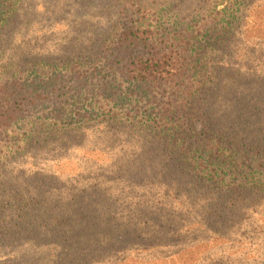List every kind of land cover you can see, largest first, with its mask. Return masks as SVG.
<instances>
[{"label": "rangeland", "instance_id": "obj_1", "mask_svg": "<svg viewBox=\"0 0 264 264\" xmlns=\"http://www.w3.org/2000/svg\"><path fill=\"white\" fill-rule=\"evenodd\" d=\"M136 1L18 0L0 27V84L18 80L25 93L32 89L28 85L33 82H45L52 73L60 76L64 68L70 71L82 65L83 74L89 67L103 68L100 77L113 79L121 100L115 104L116 97L97 89L92 93L91 86L80 89L73 78L63 89L66 98L49 97L35 107L20 106L24 110L20 122L0 130V239L33 242L61 236L62 232L50 226L60 223L64 210L77 204L78 221L81 207L95 201L109 206L115 218H122L119 224L130 220L128 225L143 233L153 220L149 215H162L159 231H164V237H158L155 243L161 245L159 240L164 239L165 246L120 264H264V206L259 205L256 214L248 213L241 221L228 224L223 238L207 240L202 223L195 224L201 221L198 212L193 211L185 222L178 217L177 205L185 197L167 195L166 189L157 184L123 185L127 175L114 169L140 153L135 145L145 137H164L177 125L186 129L185 117L178 119V113L165 110L160 95H150L145 90L135 92L106 64L123 23L118 6ZM143 1L170 6L177 29L200 33L197 39L204 42L210 40L208 28L215 23L210 15L214 17L229 7L227 0ZM233 10L239 9L235 6ZM240 11V24L207 55L208 62L217 65L214 76L222 73V80L217 76L215 81L211 74L214 83L236 84L233 70L242 58L252 68L264 63V0H247ZM220 59L228 65L224 67ZM58 83L63 85L65 79ZM235 96L230 99H246ZM250 96L248 101L254 99ZM63 100L66 102L60 103ZM263 105L262 100V112ZM238 108L244 110V105L240 103ZM106 181L109 182L104 187L99 186ZM259 181H264V170L256 166L248 185L252 187ZM94 185L97 189L92 188ZM96 193L99 196L91 200ZM71 197L74 201H70ZM194 210L198 211V207ZM88 219L83 221L91 225L98 221L92 215ZM187 221L192 226L188 227ZM82 234L89 233H74L80 237ZM149 236L152 235L146 233L143 237ZM96 248L91 246L88 251ZM11 250L18 256L10 259L9 252L0 253V264H34L30 262L32 249L21 245Z\"/></svg>", "mask_w": 264, "mask_h": 264}, {"label": "trees", "instance_id": "obj_2", "mask_svg": "<svg viewBox=\"0 0 264 264\" xmlns=\"http://www.w3.org/2000/svg\"><path fill=\"white\" fill-rule=\"evenodd\" d=\"M17 1L0 0V27L6 23ZM233 1L227 0L229 7L214 17L210 15L215 23L208 28L211 35L207 42L198 40L200 33L194 35L188 28L178 30L170 6L143 0L120 5L123 23L106 63L123 83L135 88V92L145 90L150 95H160L163 108L178 113V119L184 116L186 126L181 129L177 125L172 132L166 131L164 137H145L142 143L135 145L140 153L116 166L115 171L127 175L123 185L157 184L166 189L167 195L185 197L177 205L178 217L184 218L185 222L193 211L198 212L201 221L195 224L202 223L200 226L204 227L207 240L223 238L228 224L241 221L248 213L256 214L258 206H264V181L252 187L248 185L256 166L264 170V105L263 112L260 110L264 101V63L252 68L247 59L242 58L233 70L236 84L214 83L217 76L222 80V73L214 76L217 65L207 60L209 51L214 50L218 41L242 20L238 13L247 0ZM235 6L239 10L234 11ZM221 60L226 67L228 64ZM83 68L82 65L70 71L64 68V74L60 76L52 73L45 82L29 84L32 89L25 93L24 85H19L18 80L0 84V130L5 131L20 122L24 113L20 106L35 107L49 97L56 100L67 97L63 89L73 78L80 89L91 86L90 92L97 89L116 97L115 104L121 101L113 79L100 77L103 68L89 67L84 74ZM61 79H65L63 85L58 83ZM235 95L246 99L243 102L231 100L230 97ZM250 95L254 99L248 101ZM240 103L244 110L238 108ZM243 179L245 183H242ZM108 182L99 186L104 187ZM96 187L92 186L93 189ZM97 196L99 193L90 199ZM70 199L74 201V197ZM109 211V206L93 201L92 205L81 207L77 221V204H70L60 223L50 226L53 231L62 232L61 236L33 242L1 238L0 253L9 252L7 257L12 259L18 253L10 249L23 245L32 249L34 255L30 262L34 264H120L128 258L138 260L142 254L165 246V243L162 245L164 239L159 240L161 245L155 243L158 237H164V231H159L160 212L149 215L153 220L150 219L151 224L143 233L134 225H128L130 220H126L128 224H119L122 218H115ZM89 215L98 221L93 225L84 222L83 219L89 221ZM186 225L190 227L192 223L187 221ZM77 230L89 234L74 235ZM146 233L152 236L146 239L143 237ZM143 239L148 245H143ZM94 245L97 248L88 251Z\"/></svg>", "mask_w": 264, "mask_h": 264}]
</instances>
